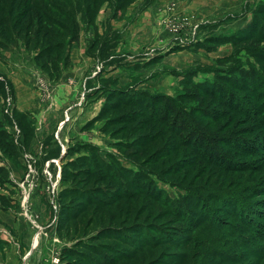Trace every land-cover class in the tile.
Wrapping results in <instances>:
<instances>
[{"label": "rangeland", "instance_id": "374dc122", "mask_svg": "<svg viewBox=\"0 0 264 264\" xmlns=\"http://www.w3.org/2000/svg\"><path fill=\"white\" fill-rule=\"evenodd\" d=\"M2 30L3 241L29 231L37 264H264V0H5Z\"/></svg>", "mask_w": 264, "mask_h": 264}, {"label": "trees", "instance_id": "16d2710c", "mask_svg": "<svg viewBox=\"0 0 264 264\" xmlns=\"http://www.w3.org/2000/svg\"><path fill=\"white\" fill-rule=\"evenodd\" d=\"M14 1V0H13ZM2 4L5 2V0H1L0 1ZM30 12V11H29ZM29 12H27L26 13V18L28 17V13ZM29 15H30V13H29ZM25 17V15H23V18ZM38 18H40V15H38ZM23 23V19H22V22H20V25H19V27L21 26V24ZM28 25V24H27ZM17 29V28H16ZM21 33V32H20ZM12 36L9 34V33H7L5 30H2L1 32H0V48H5V46H8V45H12L13 44V41H12ZM42 52V51H41ZM37 56V55H36ZM40 61H41V58L39 59ZM40 67L42 68V69H44L45 67H47V66H44V64H41L40 65ZM45 70V69H44ZM201 114H203V112L201 113ZM185 128H190L189 126H184ZM178 128H183V126L182 127H179L178 126ZM195 136V135H194ZM223 142H225V141H223ZM219 144V143H218ZM229 166H231V167H234V164H229ZM251 207H253V205L252 204H250V208ZM252 209V208H251ZM255 211V210H254ZM255 212H257V214H260V218L261 219H264V216H262V214H264V211H260L259 209H256V211ZM182 219V212H180L179 213V216H177V219ZM60 231V230H59ZM155 232L158 234V233H160V237H157V238H155V236H151V238L147 241V244L149 245V243H154V242H164V243H167V244H169V241H170V239H169V237H167V236H162V232L160 231V230H155ZM60 238V237H59ZM119 239V238H118ZM120 240H124V239H120ZM154 241V242H153ZM94 246V244H90V243H82V245H80V246H82V247H84V248H86L88 251L86 252V253H83V252H78V248H76V252L74 251V249H68V248H63L62 249V251H61V259L65 256V255H72V254H70V252L72 253V251H74V254H78V256H79V254H82L83 256L81 257V259L83 260V262L84 261H86L85 259H87V253H89L91 250H89L87 247L88 246ZM235 255V254H234ZM249 255H251V256H253V254H249ZM241 255H239V256H235V258L236 259H238V260H236V261H234L235 263H240L242 260L239 258ZM219 260H218V263L220 264V262H230V261H228V260H226V256L223 254V253H219V255L218 256H216ZM231 257H234V256H231ZM254 257L257 259H259V258H264V253L262 254H260V253H255L254 254ZM111 261V259H108V261L107 262H104L103 264H108L109 262ZM82 262V263H83ZM63 262H62V260H61V262H60V264H62ZM76 262H67L66 264H75Z\"/></svg>", "mask_w": 264, "mask_h": 264}, {"label": "crops", "instance_id": "0c3cea01", "mask_svg": "<svg viewBox=\"0 0 264 264\" xmlns=\"http://www.w3.org/2000/svg\"><path fill=\"white\" fill-rule=\"evenodd\" d=\"M0 214L3 215V212H1ZM0 227H3L4 229H8L3 225H0ZM3 228H0V264H23V263L37 264L39 259H38V254L36 253H38V251L37 252L34 251L35 247H33V244H31L32 235L29 234V231H26V237L20 236L16 245L15 243L11 245L12 244L11 242L10 245H8L9 243L5 242L8 239L6 240L4 239L6 238V236H8V231L6 233H2L1 229Z\"/></svg>", "mask_w": 264, "mask_h": 264}]
</instances>
